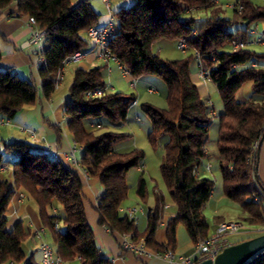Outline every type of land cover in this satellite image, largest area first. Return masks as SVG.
I'll return each mask as SVG.
<instances>
[{
    "label": "trees",
    "instance_id": "obj_1",
    "mask_svg": "<svg viewBox=\"0 0 264 264\" xmlns=\"http://www.w3.org/2000/svg\"><path fill=\"white\" fill-rule=\"evenodd\" d=\"M12 5H16L17 15L33 16L45 30L41 50L45 64L38 68V74L40 92L50 98L56 89V76L70 56L87 51L88 39L83 33L98 24L99 14L89 0H0V10ZM225 7L217 0H134L114 13L118 29L110 43L112 53L134 78L157 75L167 85L166 107L141 104L152 121L149 141L153 146H163L160 171L176 205L175 214L167 221L164 243L156 241L167 202L161 190H154L155 203L148 211L144 230L120 211L129 192L127 174L144 164L145 157L139 147L118 148L131 136L117 128L126 122L135 95L108 92L103 66L77 67L73 72L64 112L67 128L82 149L80 163L101 186L93 207L97 222L135 243L144 240L152 250H173L179 223L186 226L195 241L210 233L204 209L212 196L214 180L205 176L202 163L213 156L207 149L213 116L219 117L216 156L225 195L241 203L247 224L264 226L262 204L252 199L257 191L252 158L255 144L260 145L264 134V68L252 63L264 62V51L233 45L238 40H249L253 25L264 22V4L236 0L231 16H227ZM199 11L209 14L199 17ZM181 37L188 42L187 56L167 59L154 51L156 42ZM194 61L202 65L209 81L219 89L222 112L216 113L192 80ZM246 83H250V96L239 99L236 94ZM38 89L32 78H21L12 67L0 66V115L11 119L25 106L35 104ZM96 89H102V94L88 95ZM3 147L13 159L12 181L0 175V264H38L23 249V242L33 233L31 227L21 220L11 228L8 225L6 213L17 190H23L36 202L41 224L50 232L66 264L75 259L80 264H112L100 249L88 219L83 173L29 141H5ZM199 166L202 170L197 172ZM137 193L142 199L147 196L142 174ZM54 206L58 211L52 210ZM244 264H264V249Z\"/></svg>",
    "mask_w": 264,
    "mask_h": 264
},
{
    "label": "crops",
    "instance_id": "obj_2",
    "mask_svg": "<svg viewBox=\"0 0 264 264\" xmlns=\"http://www.w3.org/2000/svg\"><path fill=\"white\" fill-rule=\"evenodd\" d=\"M74 3L79 2L80 0H72ZM94 8V10L99 14L98 16V24L105 23L110 14L108 10L103 8V4L105 5L103 0H89ZM134 0H110V6L115 13L119 9L123 7H128L132 4ZM218 2L221 0H217ZM229 1V2H228ZM225 4L226 7L233 4L228 0ZM106 7V6H105ZM16 5H12L9 9L0 10V49L2 51V60L0 62V66L2 67H12L16 74L25 73L27 70L30 71L31 78L37 83L39 86L38 92L39 96L36 100L35 104L27 105L22 109L24 112L22 115L17 117V114L13 118H9V124L15 125L18 127V130L15 132L8 133L9 136H12L15 140H23L29 141L34 144L40 145L41 148L46 149L47 151L50 150H57L62 154L70 153L72 148L74 147V140L71 136L67 128V119L64 112V107L66 102L70 99V95L68 92L69 86L71 84L68 83L67 89L63 88V83H61L58 87H56L53 95L50 98H46L41 94V79L38 76L36 77L33 68V53H37V48L35 45L24 46V42L30 37L32 28L28 22L27 16H19L16 13ZM257 32L264 30V26L261 27L260 23H257L254 27ZM264 46V45H263ZM256 50V49H255ZM257 51H264V50H257ZM100 62H103V67H106L109 71L112 69V62L111 61H103L100 60L97 55H92L91 53L87 54L80 59L78 67L82 68H90L95 66H102ZM69 62L66 63L64 67V72L66 74L67 68L69 66ZM194 63V62H193ZM191 66V78L197 84L200 94L204 98L210 97V83L203 81V79L199 75V64L198 61H195V64ZM117 64V63H116ZM118 65V64H117ZM116 65V66H117ZM37 72L38 68L41 67V64H36ZM119 67V65L117 66ZM75 68H72V72H74ZM26 70V71H25ZM146 82L147 81H143ZM112 88V86H110ZM63 88L62 91L60 89ZM107 88V86H106ZM251 87L250 83L244 84L237 92V97L239 99H246L250 96ZM46 101H44V99ZM136 104L140 103V98L135 100ZM49 111L50 115H46L45 112ZM223 111V106L217 110L216 113H220ZM38 116L40 120V124L38 129H34L30 126V122L33 117ZM17 117V120L15 118ZM0 118H4L0 115ZM28 125H25L24 123ZM5 124V125H9ZM4 126V125H0ZM22 135V136H20ZM2 141V140H1ZM4 141V140H3ZM2 143V142H0ZM208 151L213 153V156L208 160L209 162H214L213 158L216 160L213 164L216 169L218 168V161L216 152H212L208 147ZM258 158L256 161V171L255 179L260 181L264 186V134L262 136L261 143L258 148ZM82 149L78 145L75 150V160L80 163L81 154L78 156L77 153ZM3 155V154H2ZM13 159V155L11 156ZM62 161L72 165L73 167L77 168L75 164L67 159H63ZM207 162H203L202 164H206ZM212 165V169H213ZM211 169V172H212ZM219 169V168H218ZM220 171V170H219ZM205 172V171H204ZM131 169L127 174V178L130 177ZM221 173V172H220ZM0 175L9 178L10 182L12 181V164L7 163L4 161V156L0 160ZM133 178V177H132ZM137 183L138 177L133 178ZM101 191V186L97 179L92 178L90 176H84V193L87 197V205L86 210L88 214L89 222L92 225L94 233L96 235V239L100 249L103 253L108 256L112 264H169V261L160 256H149V255H138L135 252L126 249L123 246L124 240L127 239L125 235L119 233H112L106 225L98 224V214L93 209L96 204L97 195ZM21 194H24L25 197H21ZM226 196V195H225ZM138 198V199H137ZM136 198V201L133 198H130L129 195L127 199L123 202L122 207H128L129 205L140 203L146 206L145 213L139 214L138 220V228L140 230H144L148 224V211L151 207L154 206L155 199L154 195H152L149 199H146L145 203L139 201V197ZM214 192L206 205L211 206L212 212L211 215L213 220L207 217V220L210 224V233H213L217 224L221 221H224L226 217L221 214V210L217 207L222 201H224L225 197L219 196L215 199ZM229 200V199H228ZM235 203L241 204L238 201ZM167 207L164 209L162 219L160 221L159 229L156 233V241L158 243L166 242V227L168 218L175 214L176 212V205L172 201L168 200L166 202ZM205 208V209H206ZM53 211H58L57 207L54 206L52 209ZM246 211L244 210V215H246ZM8 217V225H15L18 221H23L25 225H28L32 229V235L28 237L23 244L25 243L26 248L24 249L26 255L33 256L34 259L37 261L38 264H41L42 260V252L40 249V239L37 236L38 230H43L45 233L46 238L50 236V232L45 229V227L41 224V220L38 214V208L36 202L30 198L23 190H17L12 197V200L9 204L7 213ZM207 215V214H206ZM256 236V235H255ZM51 237V236H50ZM176 247L174 248L177 252H187L192 249L194 246L195 240L192 238L190 233L188 232L186 226L183 223H179L176 227ZM226 246L239 242V240H235L229 237H225ZM241 240V239H240ZM4 264H20L17 262H7ZM67 264H80L79 259H75Z\"/></svg>",
    "mask_w": 264,
    "mask_h": 264
},
{
    "label": "rangeland",
    "instance_id": "obj_3",
    "mask_svg": "<svg viewBox=\"0 0 264 264\" xmlns=\"http://www.w3.org/2000/svg\"><path fill=\"white\" fill-rule=\"evenodd\" d=\"M113 1V0H112ZM222 2H227L228 0H221ZM236 0H230L231 3H235ZM257 3L264 4V0H253ZM229 2V1H228ZM106 5L103 4V8L107 10L105 7ZM226 8V14L227 16H231L233 14V8L228 6ZM209 14V12L206 11H199L196 13L199 17H205ZM256 25V24H255ZM253 25V27L255 26ZM261 27L264 26V22H260ZM254 29V28H253ZM264 29V28H263ZM83 36L88 39V47L86 50L88 51V54L92 55H97L98 48L93 47V41L89 39L87 33H83ZM45 43V42H44ZM251 48L256 49V50H264V46L262 44H251ZM154 51L159 54L163 58L167 59H177V58H183L187 56L190 51L183 52L177 47V43L175 40H169V39H162L158 42L155 43L154 45ZM33 70L36 75L38 76L37 72V66L36 64L40 63L41 66L45 64V60L41 54V52L33 53ZM102 60V59H100ZM79 60L76 61H70L69 66L67 68L66 74L64 72V79L60 82L63 83V88L67 89L68 83L72 81V76L73 72L71 71L72 68L78 67L79 65ZM104 61V60H103ZM112 63V69L109 71L106 67H104V78L106 81V90L108 92H116L120 91L126 94H134L135 95V100L137 98H140V103L136 104L135 100L131 105V108L129 110L127 120L124 124L119 126L117 130L129 134L128 138L123 140L120 144H118V148L121 150H128L132 147H139L144 150L145 152V157L143 159V166L142 163L138 166H135L134 168L131 169L130 177L127 178V182L129 185V192L128 195L130 198H133L136 201V198L139 197L140 202H146V199H149L152 195H154V190L157 188L161 190L165 197L166 200H171V197L169 195L168 189L166 187V184L163 180V177L161 175L160 171V166L161 163L163 162L164 159V149L161 144H158L157 146H153L151 142L149 141V132L152 128V121L150 116L143 110L141 107V104L143 102H150L152 104H155L159 107H166L167 106V85L165 81L157 75H144L142 77L138 78V83L135 87H132L131 85V80L133 79V76L129 73H125V71L119 67L116 64V62L111 61ZM195 64V61L193 65ZM100 65H103V62H100ZM117 65V66H116ZM26 71V70H25ZM19 76L21 78H31L30 71L27 70L25 73H19ZM202 78V77H201ZM203 79V78H202ZM147 81L143 82V81ZM203 81H205L203 79ZM207 83L210 81H206ZM59 84V85H60ZM152 85L155 87L158 91L151 93L148 91V87ZM112 86V88L110 87ZM211 90L209 92L210 97L208 99L214 103V108L217 112L221 106H223V102L221 99V95L219 92V89L217 86L213 83H210ZM63 88L60 89V91L63 90ZM44 101L45 98H43ZM24 112L19 111L17 114V117L22 115ZM46 115H50L49 111L45 112ZM17 117L15 120H17ZM39 117H33V119L30 122V126L34 129H37L40 132V129H38L39 125L42 124L40 123V120L38 119ZM24 123V122H23ZM25 125H28L27 123H24ZM18 130V127L15 125L9 124V125H4L0 127V152L4 156V161L7 163L12 164V159L11 156L12 154L8 153L5 151L3 147V142H10L14 141L15 139L12 136H9L8 133L13 134L12 132H15ZM22 136V135H20ZM219 136V117L218 116H213L212 123L210 125V130H209V136H208V142H207V147L212 151L215 152L217 151V140ZM23 138V136H22ZM2 140V141H1ZM4 140V141H3ZM259 148V145H258ZM257 148V149H258ZM81 154V151L77 153L79 156ZM257 158H258V153H257ZM213 161H211V164L213 165L215 163V159L213 158ZM257 161V160H256ZM130 171V170H129ZM141 174L145 177L146 183H147V196L145 199H142L138 193H137V183L133 178H139ZM205 176L210 177L211 179L214 180V200L217 199L219 196L225 197L224 201L219 204L217 207L221 210V214L226 217L225 220L227 221H241L245 227H251V229H254L258 226H251L247 224V222L244 220V209L241 204L235 203V200H232L225 196V191H224V185H223V178L222 175L219 171V169L214 167L212 172L211 171H205ZM133 177V178H132ZM139 180V179H138ZM138 199V198H137ZM229 199V200H228ZM138 205L139 207L143 206L146 208L145 205L140 204V203H135L129 206H136ZM206 208V207H205ZM147 209V208H146ZM212 208L211 206H208L206 209H204L206 216L210 218V220H213V217L211 215ZM13 225H9L11 228ZM264 228V226H261ZM264 233V232H262ZM252 234H261L258 232H238L234 234H230L227 237L235 239V240H240L248 235ZM53 245L52 238L48 236L47 238ZM54 246V245H53ZM26 248L25 243L23 244V249ZM21 264V263H20Z\"/></svg>",
    "mask_w": 264,
    "mask_h": 264
},
{
    "label": "built area",
    "instance_id": "obj_4",
    "mask_svg": "<svg viewBox=\"0 0 264 264\" xmlns=\"http://www.w3.org/2000/svg\"><path fill=\"white\" fill-rule=\"evenodd\" d=\"M106 8L110 14L109 19L102 24H97L92 26L88 29L87 35L89 39L93 41V47L98 48L97 57L104 61H114L119 65V68L123 69L125 73H128V70L121 64L119 58L112 53L110 49V43L117 32L118 25L117 20L115 18V14L113 13L110 0H103ZM235 5L233 3L231 6ZM239 9H242V5H238ZM28 22L30 27L32 28L30 37L24 42V46L35 45L38 52H41L44 46V42L46 39L45 30L41 28L36 19L33 16L28 18ZM252 37L249 40H238L233 43L235 48L238 47H250L251 44H262L264 45V30L257 32L256 29H252L251 31ZM177 47L182 50L183 52H187L189 50L188 42L185 38H179L177 41ZM88 51H77L72 54L69 58V61H76L82 59ZM255 66H260L264 68V62H253ZM199 75L205 81H209L207 77L206 70L200 64L199 66ZM64 70L57 74L56 76V87L59 86L60 82L64 79ZM138 83V78H134L131 80L132 87H135ZM148 91L151 93L157 92L158 90L150 85L148 87ZM103 92L102 89H96L90 92L88 95H101ZM211 105H214L210 100H208ZM9 118H0V125L9 124ZM258 145L259 142L255 144V153L252 158L254 161V167L256 169V160H257V153H258ZM78 147V144L74 141V147L70 153L62 154L57 150H48V153L56 160L62 161L63 159H67L71 161L73 164L76 165L77 169H79L84 176H88L86 170L82 167L81 163H78L75 160V150ZM143 166V164H142ZM206 171H211L212 164L211 162H207L205 166H203ZM202 167L199 166L197 172L201 171ZM256 188L257 191L252 195V199L256 202L262 204L263 212H264V189L263 187L257 182ZM21 197H25L24 194H21ZM167 205H165V208ZM120 211L124 213L127 217L132 219L136 224L138 223V218L140 213H145L146 210L143 206L139 207L136 206H128V207H121ZM58 226L56 225L55 228ZM238 232H264V228L256 227L251 229V227H245V225L241 221H221L217 224L213 233L209 234L206 237H199L194 246L190 251L187 252H177L174 249H169L165 251H156L150 249L144 240L135 243L131 241L127 236V239L124 240L123 246L126 249H129L135 252L138 255H155L160 256L169 261V264H197L198 262L207 259V258H215V256L220 253L226 247V240L230 234L238 233ZM37 236L40 239V249L42 252V260L41 264H66L63 258L57 253L56 248L52 245V243L46 238L45 233L43 230L37 231Z\"/></svg>",
    "mask_w": 264,
    "mask_h": 264
},
{
    "label": "water",
    "instance_id": "obj_5",
    "mask_svg": "<svg viewBox=\"0 0 264 264\" xmlns=\"http://www.w3.org/2000/svg\"><path fill=\"white\" fill-rule=\"evenodd\" d=\"M263 249L264 233H261L228 245L215 258H207L197 264H244Z\"/></svg>",
    "mask_w": 264,
    "mask_h": 264
}]
</instances>
